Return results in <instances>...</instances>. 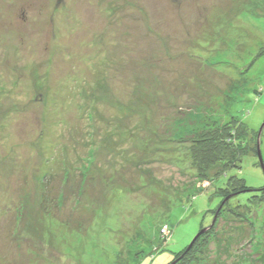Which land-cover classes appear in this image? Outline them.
Wrapping results in <instances>:
<instances>
[{
	"label": "rangeland",
	"instance_id": "rangeland-1",
	"mask_svg": "<svg viewBox=\"0 0 264 264\" xmlns=\"http://www.w3.org/2000/svg\"><path fill=\"white\" fill-rule=\"evenodd\" d=\"M261 49L264 0H0V264H170L203 231L207 264H264V206L211 228L188 151L250 64L229 110L264 162ZM229 176L264 187L253 152Z\"/></svg>",
	"mask_w": 264,
	"mask_h": 264
},
{
	"label": "trees",
	"instance_id": "trees-1",
	"mask_svg": "<svg viewBox=\"0 0 264 264\" xmlns=\"http://www.w3.org/2000/svg\"><path fill=\"white\" fill-rule=\"evenodd\" d=\"M261 57H264V49H261L256 61ZM228 64L231 65V62H228ZM251 67L252 65L250 64H244L241 67L231 65V67L216 69V71L231 78L229 92H222L221 96L210 99L209 109L212 111L211 115H219L220 121H218V118L207 121L202 126L204 128L196 129L191 134L193 139H191L188 151L193 169L196 170V176L202 181L212 183L217 179L219 180L215 186L217 190L215 193L220 200L219 206L222 204L224 207L222 206L223 210L217 220H220L221 216L226 212L237 218L236 222L244 223L249 220L251 214L260 211L264 206V187L257 190L248 187L244 179L237 176H229L230 171H240L242 169L245 158L252 152L253 155L258 157L256 138L254 140L250 138L249 128L236 116L232 115L229 110L230 106L239 102L234 100L236 98L234 92L243 89L241 96L244 97L248 90L249 80L247 74ZM257 93L262 95V90ZM223 121L225 122L223 123ZM252 140L255 142L254 147L250 145ZM257 166L260 167L259 164ZM212 214L213 216L215 215L214 212ZM214 230L208 235L213 234ZM161 233L162 230L159 232L161 241L166 243L171 236L164 238ZM204 238L205 236L201 237L189 253L185 254L187 248L184 249L175 257L172 263H175L185 254V257L178 264H185V262L207 264L206 254L210 247V242L204 240ZM214 262L217 264V260H214Z\"/></svg>",
	"mask_w": 264,
	"mask_h": 264
},
{
	"label": "water",
	"instance_id": "water-1",
	"mask_svg": "<svg viewBox=\"0 0 264 264\" xmlns=\"http://www.w3.org/2000/svg\"><path fill=\"white\" fill-rule=\"evenodd\" d=\"M263 128H264V126H263ZM262 128V129H263ZM258 156H259V161H260V163H261V167H262V169H263V171H264V162H263V159H262V157H261V150H260V143L258 144ZM216 220H217V216L214 218V221H213V223H212V226H211V228L212 227H214V225H215V223H216ZM205 233V231H203V232H201L195 239H194V241L192 242V244L190 245V247H189V250L194 246V244L197 242V240L203 235ZM176 264V263H175Z\"/></svg>",
	"mask_w": 264,
	"mask_h": 264
}]
</instances>
